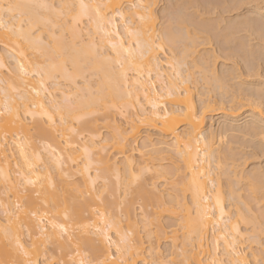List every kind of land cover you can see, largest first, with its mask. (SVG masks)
I'll return each instance as SVG.
<instances>
[{
  "label": "bare ground",
  "instance_id": "obj_1",
  "mask_svg": "<svg viewBox=\"0 0 264 264\" xmlns=\"http://www.w3.org/2000/svg\"><path fill=\"white\" fill-rule=\"evenodd\" d=\"M157 2L0 0V264H264V7Z\"/></svg>",
  "mask_w": 264,
  "mask_h": 264
},
{
  "label": "rangeland",
  "instance_id": "obj_2",
  "mask_svg": "<svg viewBox=\"0 0 264 264\" xmlns=\"http://www.w3.org/2000/svg\"><path fill=\"white\" fill-rule=\"evenodd\" d=\"M54 1H57V0H54ZM163 6V2L161 3L160 2V0H158V2H157V6L155 7V8H153V11L156 13V11H157V9L159 8V7H162ZM157 22H158V20H157ZM156 22V23H157ZM95 77H93V79L91 80L92 82H93V80H95L94 79ZM244 78V77H243ZM245 79V78H244ZM250 79V78H249ZM248 79V80H249ZM252 79V78H251ZM263 79H261V81H262ZM78 82H80V80L78 81ZM242 103V102H241ZM243 103H244V101H243ZM245 104V103H244ZM232 105V104H231ZM225 106L226 107H229V105H228V103L226 102V104H225ZM216 108V107H215ZM244 108H247V106H245ZM252 108V107H251ZM250 109V108H249ZM248 111V110H247ZM222 115H213V116H209V119H208V117L206 118V126H207V128H208V126L209 127H212L213 129L214 128H216L217 127V120L218 121H220L222 118ZM240 118V119H239ZM233 119V120H232ZM230 118V117H228L226 120H227V122L229 123V121L231 120V121H235L236 119H234V118ZM238 120H243V116L241 117H238L237 118ZM123 120H124V118H122V117H119V116H117V121H119V123H123ZM211 124V125H210ZM147 128V127H146ZM146 128L145 127H143L142 128V134L144 135L146 132L148 133V134H151V135H154V133L153 132H148L147 130H146ZM206 129V128H205ZM102 133H103V135L105 136V135H107V133H106V130L105 129H103L102 130ZM143 138H144V136H142L139 140H137V145L139 146L141 143H142V141H143ZM233 146V145H232ZM233 147H237V145H235V146H233ZM244 151H246V154H247V152H250L251 151V149H247V150H244ZM264 155V154H263ZM262 155V156H263ZM256 156H258L259 157V155H256ZM255 156V157H256ZM249 157V156H248ZM254 156H253V158H255ZM156 159H162V160H160V164L162 165V167H169V166H171V163L173 162V160H171V158H170V156L169 155H167V154H163V155H160V156H158V157H155ZM239 159H241L242 158V156L241 157H238ZM237 158V159H238ZM249 159V158H246L245 157V159L244 158H242L241 160H238L236 163L238 164V165H240V167L238 168V170H242V171H244L245 172V170H249L250 169V167L252 168V167H255L256 165H258L259 166V168H261V167H263V165H264V157H260V158H256L255 160L254 159ZM248 159V160H247ZM263 164V165H262ZM261 166V167H260ZM257 167V166H256ZM258 168V167H257ZM247 172V171H246ZM245 172V173H246ZM223 178H225L224 176L222 177V179ZM163 195H166V192H163L162 193ZM250 204L253 206V207H255L256 205H257V202L256 201H253V200H251L250 201ZM262 204H264V201H262V202H260L258 205H262ZM135 213L137 214V218H138V220H141V215H140V209H139V205L138 204H135ZM161 221H162V223L163 224H172V223H174L175 222V219L174 218H169V217H164V218H162L161 219ZM260 221H261V223H264V220L263 219H261L260 218ZM242 225V224H241ZM240 225V226H241ZM244 228L245 226L243 225V226H241V228ZM249 228L251 227L250 225L248 226ZM141 234V237H142V239H143V241H146V239H145V236H144V234L143 233H140ZM260 242H259V245H257V244H250V242H245V243H243L242 244V247L245 249V252H247V253H250L251 251H253V252H257V253H260V255H261V257L262 258H264V232H263V234H261V236H260ZM50 251H51V249H50ZM161 252H162V254H163V256H165V255H167V252H166V245H162L161 246ZM50 254V253H49Z\"/></svg>",
  "mask_w": 264,
  "mask_h": 264
},
{
  "label": "snow or ice",
  "instance_id": "obj_3",
  "mask_svg": "<svg viewBox=\"0 0 264 264\" xmlns=\"http://www.w3.org/2000/svg\"><path fill=\"white\" fill-rule=\"evenodd\" d=\"M261 3V7H264V0H260ZM0 7H3L2 5H0ZM13 6L11 4H9L7 6V10H11ZM83 7V6H82ZM234 7L236 8H246L249 7L247 5L241 4V3H237L236 5H234ZM242 15V13H241ZM246 28L247 25L244 23L243 20L239 21L236 24V27L232 30L233 34H229L227 36H221L220 30L217 29L215 26H213L209 31H208V38L209 39H215L217 37H221L223 39H225V41L229 44H231V41L233 39V35L237 32H239L241 35H246ZM215 34V35H214ZM262 38H264V17H262ZM177 75H179V73H177ZM242 105L240 104H236L234 102L233 107L231 109L232 112H235L237 108H241ZM261 107L264 108V102H262ZM209 108H205V112L209 111ZM262 115H264V113H262ZM203 118V115L201 114L200 116H196L193 115L192 119L196 121V123H199V120ZM61 121H63V117H61ZM130 127L133 129L135 128V120L132 122V124L130 125ZM260 150L264 151V120L261 121V135H260ZM138 179V177H137ZM17 207H19V205H17ZM24 255H27V253L25 252ZM79 264H90V262H86L83 259L80 260Z\"/></svg>",
  "mask_w": 264,
  "mask_h": 264
}]
</instances>
